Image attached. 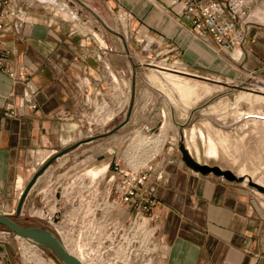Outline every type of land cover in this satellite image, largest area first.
<instances>
[{
  "label": "crops",
  "instance_id": "1",
  "mask_svg": "<svg viewBox=\"0 0 264 264\" xmlns=\"http://www.w3.org/2000/svg\"><path fill=\"white\" fill-rule=\"evenodd\" d=\"M61 1L22 0L27 22L20 34L10 29L0 40L1 213H16L43 159L89 138L76 139L95 114L93 106L109 98L114 78L128 67L121 42L105 50L55 13ZM76 1L81 15L85 8L107 24L109 18L124 19V35H132L142 49L153 40L148 58L180 61L197 73L243 71L264 80V11L257 3L253 8L261 24H252L241 49L229 53L210 36L198 37L176 0ZM139 120L133 108L130 121ZM126 126L60 157L38 178L20 217L55 219L67 206L71 178L85 179L91 169L123 161ZM156 154L155 173L144 187L156 201L161 245L154 264H264V197L243 183L194 171L167 142ZM20 251L21 243L3 232L0 264H21Z\"/></svg>",
  "mask_w": 264,
  "mask_h": 264
},
{
  "label": "rangeland",
  "instance_id": "2",
  "mask_svg": "<svg viewBox=\"0 0 264 264\" xmlns=\"http://www.w3.org/2000/svg\"><path fill=\"white\" fill-rule=\"evenodd\" d=\"M79 8L80 5L76 0H64L55 9V13L67 23L75 25L77 30L97 39L103 48L109 49L114 47L115 42H118V45L121 42L120 48L127 55L128 67L125 74L118 76L117 80L114 78L115 84L112 86L113 90L109 98L104 102L100 100L93 106L92 111L95 114H91L87 119L86 131L76 139L95 137L119 125L125 120L134 96L133 108L139 113L140 120L132 123L130 121L127 124L121 137L125 148L139 147L143 144V136L152 135L156 151L167 142V148L174 147L175 157L187 165L181 146L186 149L189 143L191 150L189 152L186 149V151L194 161L211 168L230 171L238 178L234 180L235 182L247 184L246 186L254 193L263 197L264 192L259 191L252 183L264 186V120H260L261 131L258 133L255 130L257 127L255 122L251 118H242L240 114L242 111L264 110V107L260 108L254 100L249 102L240 99L239 95L242 92H251L253 84L264 80L243 71H224L222 74L213 75L197 73L182 65L197 77L181 75L205 86V88L198 87L197 94L189 99H183L178 91L153 79L150 74L155 67L149 66L150 63L176 65L175 63L180 64V61L166 62L163 61V57L154 60V56L148 58L146 48L142 49L143 44L137 43L132 35L126 38L123 33V23L118 19L115 21L109 18L107 24L96 13L85 8L82 9L83 15H81ZM100 31L105 34L107 41L100 35ZM205 78L220 80L221 83ZM105 111L107 114L104 113ZM207 175L227 179L215 172ZM16 220L25 226H44L54 230L49 223L50 219L26 220L19 215L16 216ZM41 222L44 225H40ZM3 232L8 231L0 227V236ZM10 237H15L21 243V264H61L48 250L35 246L13 233H10ZM148 264H154V261Z\"/></svg>",
  "mask_w": 264,
  "mask_h": 264
},
{
  "label": "built area",
  "instance_id": "3",
  "mask_svg": "<svg viewBox=\"0 0 264 264\" xmlns=\"http://www.w3.org/2000/svg\"><path fill=\"white\" fill-rule=\"evenodd\" d=\"M176 2L182 5L183 17L198 37L210 36L220 50L229 53L241 49L252 24H261L253 4L264 11V0ZM27 17L22 0H0V40L10 29L20 34ZM3 61L0 56V68ZM10 75L15 76L12 72ZM156 153L153 136H143L139 147H127L123 161L109 165L97 177L82 179L81 174L67 183V206L49 223L83 264H148L157 256L160 235L154 212L156 201L144 189L155 173Z\"/></svg>",
  "mask_w": 264,
  "mask_h": 264
},
{
  "label": "water",
  "instance_id": "4",
  "mask_svg": "<svg viewBox=\"0 0 264 264\" xmlns=\"http://www.w3.org/2000/svg\"><path fill=\"white\" fill-rule=\"evenodd\" d=\"M134 107V96L132 98V103L129 107L128 113L124 121L119 125L114 127L112 130L97 135L95 137H89L82 141L75 143L74 145L67 147L66 149L58 152L56 155L52 156L34 175L33 179L27 186L24 194L22 195L19 205L17 207L16 213L14 215L5 214L0 212V226L6 229L8 232L15 234L18 237H21L28 242L32 243L35 246H38L44 250H48L50 253L56 257V259L61 264H83L79 258L70 253L65 244L62 242L61 238L52 230L44 226H25L19 223L16 220V216L21 214V210L25 203V200L37 182L38 178L45 173V171L53 165L60 157L74 151L79 146L92 142L97 139L107 138L115 133L119 132L123 127H125L131 120L132 112ZM183 152L184 161L189 167L194 169L197 172H201L204 175H207L211 172H215L217 175L225 176L229 180H237L238 178L231 173L230 171H222L219 168H211L207 165H201L198 162L194 161L187 153L184 146H181ZM259 191L264 192V186L252 183Z\"/></svg>",
  "mask_w": 264,
  "mask_h": 264
},
{
  "label": "bare ground",
  "instance_id": "5",
  "mask_svg": "<svg viewBox=\"0 0 264 264\" xmlns=\"http://www.w3.org/2000/svg\"><path fill=\"white\" fill-rule=\"evenodd\" d=\"M263 15V14H262ZM121 16V15H120ZM260 16V15H259ZM124 18V17H123ZM124 24L126 23L125 20L123 19ZM122 22V23H123ZM126 27V26H125ZM126 32V31H125ZM153 40L152 41H147L146 42V50H148V47L152 46L153 44ZM149 51V50H148ZM147 51V52H148ZM147 55V54H145ZM176 65H167L165 63H158V64H152L150 63L149 66H153L155 67L152 72H151V77L157 81H159L160 83H162L163 85H165L166 87H170L176 91L179 92V95L181 97H183V99H189V97H191L194 94H197V91L199 90L198 87H204L205 86H201L198 82H195L181 74L184 75H188V76H194L197 77V75L192 74L188 69H186L184 66H182L179 63H175ZM200 77V76H198ZM209 81L212 82H216V83H221L220 80H214L212 78H205ZM155 82V81H154ZM254 87L251 90V92L247 93V92H242L239 95L240 99H244L247 101H255L257 103V105L260 108L264 107V82L262 81H257L255 84H253ZM214 86V85H213ZM222 86V85H220ZM219 86V87H220ZM208 87V86H206ZM217 87V86H216ZM198 89V90H197ZM220 89V88H219ZM173 91V90H171ZM201 91V90H200ZM174 92V91H173ZM210 92V91H209ZM177 93V92H176ZM200 92H198L199 94ZM172 96V95H171ZM200 95H198L199 97ZM194 97V96H193ZM197 97V96H196ZM202 97V96H201ZM178 99V98H177ZM181 99V98H180ZM176 100V99H174ZM238 100V99H237ZM181 101V100H180ZM188 101V100H187ZM190 101V100H189ZM242 101V100H240ZM249 101V102H250ZM179 102V101H178ZM190 104V102H188ZM181 104V103H180ZM187 104V103H186ZM190 108V107H189ZM242 118H251L255 124L257 125V127L255 128V130L260 133L261 131V126H260V120H264V110H257V111H242L241 114ZM249 120V119H247ZM164 126V125H163ZM162 126V128H163ZM214 148V147H213ZM186 149L189 151L191 150V147L189 146L188 143V147L186 146ZM190 152V151H189ZM211 153V152H210ZM213 153H215V151H213ZM212 153V154H213ZM217 154V153H216ZM244 169V168H243ZM106 169H99L96 170L95 169H91L88 171V175L92 176V177H97L98 175H100L101 173H103ZM249 170V169H248ZM246 172V171H245ZM244 172V173H245ZM248 174V172H247ZM246 174V175H247ZM253 174V173H252ZM242 175V173H241ZM250 175V174H249ZM254 177V176H253ZM248 180V179H247ZM259 180V179H258ZM248 183V182H247ZM257 183V182H256ZM247 185V184H246ZM264 197V196H263ZM80 260L81 258L78 257ZM82 261V260H81Z\"/></svg>",
  "mask_w": 264,
  "mask_h": 264
},
{
  "label": "trees",
  "instance_id": "6",
  "mask_svg": "<svg viewBox=\"0 0 264 264\" xmlns=\"http://www.w3.org/2000/svg\"><path fill=\"white\" fill-rule=\"evenodd\" d=\"M1 227V226H0ZM3 228V227H2Z\"/></svg>",
  "mask_w": 264,
  "mask_h": 264
}]
</instances>
